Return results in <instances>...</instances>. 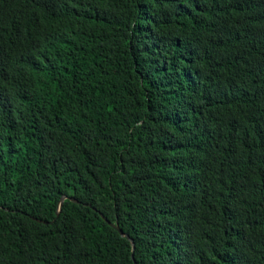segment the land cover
Returning a JSON list of instances; mask_svg holds the SVG:
<instances>
[{"label": "trees", "instance_id": "1", "mask_svg": "<svg viewBox=\"0 0 264 264\" xmlns=\"http://www.w3.org/2000/svg\"><path fill=\"white\" fill-rule=\"evenodd\" d=\"M0 264H264V0H0Z\"/></svg>", "mask_w": 264, "mask_h": 264}, {"label": "water", "instance_id": "2", "mask_svg": "<svg viewBox=\"0 0 264 264\" xmlns=\"http://www.w3.org/2000/svg\"><path fill=\"white\" fill-rule=\"evenodd\" d=\"M66 200H69L70 202L79 205V202H77V201L74 200V199H69V198H67V197H65V196L61 197V199L59 200L58 206H57L56 218H55V220H54L53 222H55L56 219L58 218V216H59V214H60V212H61V209H62L63 203H64V201H66ZM84 206L87 207V208L90 207V205H89V206H88V205H84ZM92 210H93L94 212H97V210H96L95 208H92ZM98 214H99L100 218H101L104 222H106V223L108 224V226H111L112 228H114V229H115V230H116V231H117V232H118L123 238H126V239L131 243V245H132V257H133V259H134L135 242H134L133 238H131L128 234H126V233H125V232L119 227V224H118V223L113 224V223H111L110 221H108V220L104 217L103 214H101V213H98ZM53 222H52V223H53ZM37 223L39 224L40 222H37ZM52 223H50V225H51ZM42 224H43V225H48L47 223H42Z\"/></svg>", "mask_w": 264, "mask_h": 264}]
</instances>
